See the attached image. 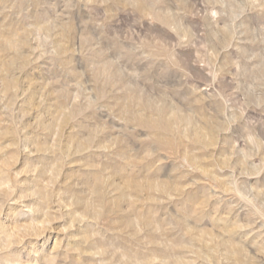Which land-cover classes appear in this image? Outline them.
<instances>
[{
  "label": "rangeland",
  "instance_id": "1",
  "mask_svg": "<svg viewBox=\"0 0 264 264\" xmlns=\"http://www.w3.org/2000/svg\"><path fill=\"white\" fill-rule=\"evenodd\" d=\"M0 264H264V0H0Z\"/></svg>",
  "mask_w": 264,
  "mask_h": 264
}]
</instances>
